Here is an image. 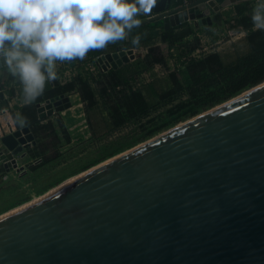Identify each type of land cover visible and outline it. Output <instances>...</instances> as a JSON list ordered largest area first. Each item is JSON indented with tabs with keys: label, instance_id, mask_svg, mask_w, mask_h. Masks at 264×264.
Wrapping results in <instances>:
<instances>
[{
	"label": "water",
	"instance_id": "95a60500",
	"mask_svg": "<svg viewBox=\"0 0 264 264\" xmlns=\"http://www.w3.org/2000/svg\"><path fill=\"white\" fill-rule=\"evenodd\" d=\"M214 1L158 0L141 24H212ZM116 50L99 59L104 72L130 61ZM71 106L66 95L39 103V119ZM2 143L6 172H25L16 157L36 145L31 129ZM117 156L2 214L0 264H264V82Z\"/></svg>",
	"mask_w": 264,
	"mask_h": 264
},
{
	"label": "trees",
	"instance_id": "16d2710c",
	"mask_svg": "<svg viewBox=\"0 0 264 264\" xmlns=\"http://www.w3.org/2000/svg\"><path fill=\"white\" fill-rule=\"evenodd\" d=\"M153 9L147 14H153ZM253 9L252 2L237 5L236 19L227 23L226 29L221 30L247 34L248 51L229 61L224 60L217 51L195 57V52L202 49V43L196 31L187 24L166 31L163 23L157 21L126 29L125 33L130 38L124 42L126 49L146 48L147 53L142 59L118 69L92 72L89 65L95 66V59L104 54V49L113 47V42L102 49H93L88 52L90 59L80 60L77 73L70 80L65 83L55 80L51 84L44 81L42 90L37 89L41 94L26 99L29 103L22 111L26 125L35 136L34 127L41 125L37 104L75 92L84 103L92 136L99 138L123 132L130 125L141 123L144 118L153 115L165 101L182 99L180 108L191 105L196 108L192 112L194 115L203 107L221 103L248 87L262 83L264 28L254 25ZM98 23L102 25L104 21ZM156 31L159 34H155ZM136 36H140L139 44L132 43ZM189 37L193 39L189 40ZM218 40L219 38H215L213 41ZM172 50H175V54ZM169 59L175 60L176 68L168 75L169 86L166 90L158 91L155 83L151 84L152 88L148 91L136 87L142 74L151 71L156 65L167 68ZM40 71L48 78L47 58ZM10 82L18 86L25 85L20 72L17 75L5 74L0 79V86L10 95L14 94L11 87L7 86ZM98 107L107 113L109 123L98 125L97 128L95 123H91L90 116Z\"/></svg>",
	"mask_w": 264,
	"mask_h": 264
},
{
	"label": "clouds",
	"instance_id": "9594fccd",
	"mask_svg": "<svg viewBox=\"0 0 264 264\" xmlns=\"http://www.w3.org/2000/svg\"><path fill=\"white\" fill-rule=\"evenodd\" d=\"M158 0H0V52L25 82V91L40 95L45 76L41 65L47 58L48 79H57L56 58H84L89 49L105 46L125 36V28L140 26L133 14H147ZM103 20L101 25L98 23ZM118 20L122 23H118ZM252 21L264 28V19L253 9ZM9 41L12 47H4ZM140 36L133 38L139 44ZM25 49L21 51V49ZM33 53L35 55H33Z\"/></svg>",
	"mask_w": 264,
	"mask_h": 264
},
{
	"label": "rangeland",
	"instance_id": "374dc122",
	"mask_svg": "<svg viewBox=\"0 0 264 264\" xmlns=\"http://www.w3.org/2000/svg\"><path fill=\"white\" fill-rule=\"evenodd\" d=\"M253 5L264 19V4ZM256 86L248 87L230 99ZM228 100L203 107L194 115L192 112L196 110L195 107L189 105L180 108L182 99L165 101L153 115L144 118L141 123L132 124L123 132L99 138L89 134L76 120L72 123L71 118V122L64 124L62 116L55 114L51 120L34 127L38 146L29 152L30 160L33 161L32 168L29 170L27 167V173L20 174L21 176L16 173V176H11L6 181L0 180V216Z\"/></svg>",
	"mask_w": 264,
	"mask_h": 264
},
{
	"label": "crops",
	"instance_id": "0c3cea01",
	"mask_svg": "<svg viewBox=\"0 0 264 264\" xmlns=\"http://www.w3.org/2000/svg\"><path fill=\"white\" fill-rule=\"evenodd\" d=\"M189 1V0H188ZM196 0L189 1V4L194 2ZM225 0H216L214 1L217 6H219L220 10L218 12H212V24H206V25H198L197 21H189L188 23H185L192 27L197 35L201 39L202 48H207V50L213 52L217 51L220 53L222 58L226 61L235 59L236 57L245 54L248 51V43L246 36L247 34L245 32H241L238 34L233 33L231 30H228L227 32H221L222 29H226L227 23L233 22L236 17V6L245 2H252L253 4H264V0H243L238 3H232L227 6H223ZM125 2H131V0H125ZM153 14H142L139 16V14H133V19L140 18L141 20L146 19L149 16H153ZM122 23V22H118ZM231 32L233 33V36L231 35ZM208 33H211V35H208ZM226 33V34H225ZM230 35V37L228 36ZM215 38H219L217 42H214L213 40ZM189 40L193 39V37H189ZM125 42V41H124ZM124 42H113V47L104 49V54L99 56L95 59V66L89 65V68H95V71H103L102 66L104 63H100L99 59L103 56L109 53H115L117 52L116 49H120L122 45H124ZM106 45H110V43H106L105 46L99 47L98 49H102L106 47ZM4 47L11 48L12 45L9 41H5ZM95 49V48H93ZM93 49H89L88 52L92 51ZM86 53L83 59L87 58L90 59V54ZM126 53L128 54L130 61L128 63H124V65H128L131 63H134L137 60L142 59L146 53V48H138V49H127ZM74 58V64L72 65L70 63V58H65V60H60L59 58H56L53 61L54 65V71L57 73V79L61 83H65L66 81L70 80L72 77H74L77 73V68L80 65L81 58L79 57H73ZM105 61V60H104ZM176 62L173 59H169L167 62V68H164L160 65H156L154 69H152L149 72H146L142 74L139 78V81L136 85L137 88H144L145 91H148L152 88L151 84L155 83V88L158 91L166 90L169 86L168 84V75L169 73L175 69ZM15 68V64L12 66L4 67L2 70H0V79L5 74H12L17 75L19 73L18 70H13ZM120 68V67H119ZM7 69V70H6ZM55 80H49L48 78H45V82L48 84L53 83ZM7 86L11 87V89L14 91L13 95H10V93L7 90H4L2 86H0V92H3L4 98H0V152L4 151L7 153V149L2 143V139L8 135L12 131L19 130L21 128L26 127V122L23 117V108L26 104L29 103L28 97L31 96L29 93L25 91L26 85L18 86L14 82H10L7 84ZM23 91V93L21 92ZM67 97L70 98L71 101V108L58 113L61 115V119L64 122V124H67L69 121L72 123H77L79 125H83V129L86 128L88 130V133L91 134L90 125L87 119V115L85 112V106L84 103L81 101L80 96L73 92L71 94H67ZM27 99V100H26ZM45 103L41 102V104ZM39 116V115H38ZM63 116H66L67 118H64ZM51 117H47L44 120H41V123L46 120H51ZM54 118V117H53ZM76 120V121H75ZM91 123H95L96 125H107L109 123L108 115L105 111H102L101 108H96L93 112H91L90 116ZM34 135V134H33ZM92 135V134H91ZM36 140V138H35ZM37 143V142H36ZM36 145H30L24 152V157L19 155L16 157L17 162L19 166L25 168V172L18 173L17 171H12L10 173H7L3 164L0 163V180L6 181L11 176H16L14 174H18L17 176H21L20 174H26L28 170L27 167H29V170L32 168L33 165H31L29 152L36 148Z\"/></svg>",
	"mask_w": 264,
	"mask_h": 264
},
{
	"label": "built area",
	"instance_id": "2783aa9c",
	"mask_svg": "<svg viewBox=\"0 0 264 264\" xmlns=\"http://www.w3.org/2000/svg\"><path fill=\"white\" fill-rule=\"evenodd\" d=\"M172 1V3H173V6H174V8H179V7H183V6H186V5H188L189 4V1L188 0H171ZM151 16H149V17H147V18H150ZM146 18V19H147ZM172 52L175 54V50H172ZM211 52V51H210ZM202 53H209V50H207V48H202V49H200V50H197L196 52H195V54H194V56L195 57H200V55L202 54ZM176 68V67H175ZM181 67L179 66V69H180ZM89 70L90 71H92V72H95V68H89ZM174 70V69H173Z\"/></svg>",
	"mask_w": 264,
	"mask_h": 264
},
{
	"label": "bare ground",
	"instance_id": "6f19581e",
	"mask_svg": "<svg viewBox=\"0 0 264 264\" xmlns=\"http://www.w3.org/2000/svg\"><path fill=\"white\" fill-rule=\"evenodd\" d=\"M119 156H117V157H115V158H112V160L113 159H116V158H118ZM109 161H111V160H108V161H106L105 163H108ZM104 164V163H103ZM80 176H77V178H79ZM77 178H72V179H70L69 181H67L66 183H64V184H61V185H59V186H57L56 188H54L53 190H51V191H55V189H58L59 187H61V186H63V185H67V184H69V183H71V182H73L74 180H76ZM37 199V198H36Z\"/></svg>",
	"mask_w": 264,
	"mask_h": 264
}]
</instances>
